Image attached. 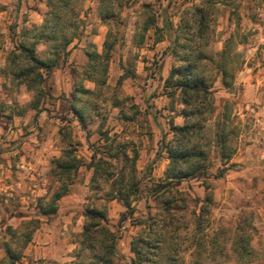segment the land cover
<instances>
[{
	"label": "rangeland",
	"instance_id": "374dc122",
	"mask_svg": "<svg viewBox=\"0 0 264 264\" xmlns=\"http://www.w3.org/2000/svg\"><path fill=\"white\" fill-rule=\"evenodd\" d=\"M211 3L213 7L200 0H0V259L3 242L10 240L8 228L38 217L41 223L16 264H88L90 254L77 241L83 210L99 197L106 201L107 226L117 236L112 264H126L140 223L148 216L162 218L171 196L166 191L177 190L180 194L171 198L176 207L170 212L171 259L166 264H240L231 250L239 234L250 238L254 257L247 264H264V71L243 76L253 84L259 81L256 92L244 90L239 80L244 66L249 74L264 69V0ZM197 8L209 16L200 36ZM45 26L48 31L57 27L56 42L38 35ZM62 35L70 39L65 46L58 43ZM190 35L196 71L210 91L202 115L191 119L201 126L193 140L205 154V171L168 182L165 145L173 139L172 126L183 124V105L179 89L165 79L183 54L172 41L182 44ZM34 41L35 56L56 66L43 71L41 90L32 93L16 84L6 64L20 43ZM105 41L112 49L101 60L105 74L98 67L94 75L104 81L100 85L86 78L85 52L103 54ZM222 68L230 74L227 87ZM79 85L92 93L77 95ZM72 106L83 110L84 121H78ZM221 128L229 135L228 157L218 144ZM67 148L80 165L56 212L43 218L38 200L58 186L50 174L52 161ZM133 149L138 190L128 207L109 199L104 182L91 190L92 170L86 164L92 158L120 151L131 157ZM111 162L115 170L123 164Z\"/></svg>",
	"mask_w": 264,
	"mask_h": 264
},
{
	"label": "trees",
	"instance_id": "16d2710c",
	"mask_svg": "<svg viewBox=\"0 0 264 264\" xmlns=\"http://www.w3.org/2000/svg\"><path fill=\"white\" fill-rule=\"evenodd\" d=\"M192 2L194 0H186ZM201 3L213 7L212 0H200ZM196 18V35L203 34V30L206 24V20L209 17L207 11L202 9H195ZM57 16V15H56ZM60 16H57L59 18ZM151 25V23L149 24ZM171 26L167 25V29ZM147 26L145 27V29ZM53 30L46 28L38 35L45 36L50 41H57L58 36L57 27H52ZM60 45H67L70 39H65L61 36ZM184 42L179 44L176 39L172 41L174 48L179 47L183 54L178 58L177 66H173L169 71L165 83L174 90L179 89V101L183 105L181 110V116L183 117V124L181 126H172L174 136L165 145V151L168 154V165L165 171V179L168 182H180L183 179L191 178L205 171L204 165L201 164L205 160V154L202 149H199L197 142L193 138L197 135L201 129L200 124L195 121H191L195 116H201L204 109V104L209 100L210 91L209 87L205 84L204 78L201 77L194 64L192 56V35L185 36ZM229 40L227 39L226 43ZM103 54H98L94 51L86 50V55L89 60V74H85L87 79H92L97 84L104 82L96 80L98 73L97 68H100L101 74H105L104 64L101 60L107 59L112 49V43L105 41L103 44ZM35 41L31 42L29 46L24 43H20L16 51H13L7 61V67L12 72V79L17 85H24L28 91L32 93L39 88L41 90V84L44 82L43 71L46 73L56 66L55 61L42 60L35 56ZM56 52V51H55ZM175 53V52H174ZM225 68L221 69L222 85L228 86L226 80L230 74ZM74 92L77 95H88L92 92L82 86H77ZM74 96V94H73ZM38 103L33 100L31 107L36 109ZM72 112L78 121H84L85 117L83 110L72 106ZM225 127H223L224 129ZM222 129V128H221ZM223 129L218 134V144L223 156L228 157L225 153L226 147H228L230 140L228 133ZM133 155L128 157L126 152L120 151L112 154L109 152L106 158L101 156L94 160L92 158L86 167L92 170L91 177L89 179V187L91 190L98 189L101 182L108 184L107 195H110L109 199L116 198L125 207L130 204V197L138 190V181L135 177L134 162L137 158V152L132 150ZM94 157V156H93ZM112 160L123 162L122 166L117 170L114 169ZM53 166L50 174L53 179L58 183L56 189L51 195L45 199L38 200L39 214L43 218H48L53 215L57 210V201L67 194L70 185L73 183V173L79 167V160L74 154L72 148L63 149L58 158L54 159ZM171 196H167L163 207V216L159 218L157 216H148L140 224L142 228L139 234L132 238L129 244L130 252L133 256L128 260L126 264H166V260H170V256L167 255L172 242L169 232V226H171L173 216L170 214L175 210L176 199L172 200V196L179 195L177 190H167ZM209 199V196H207ZM95 201L90 202L84 208L82 231L79 233L77 243L82 249L87 250L90 254V262L88 264H112L113 260L117 257L116 252V239L117 236L107 226V213H106V201L96 197ZM175 201V202H174ZM181 201V200H179ZM41 219L38 217H30L27 220L22 221L15 228H8L10 232V240L3 242L2 248L4 251L3 257L0 259V264H16L23 256V250L30 242L33 232L39 227ZM250 238L243 235H238L235 241V245L232 246V252L239 259L240 264H247L254 257L252 248L250 246ZM205 249V248H204ZM198 263V261H196ZM173 264V263H172Z\"/></svg>",
	"mask_w": 264,
	"mask_h": 264
},
{
	"label": "crops",
	"instance_id": "0c3cea01",
	"mask_svg": "<svg viewBox=\"0 0 264 264\" xmlns=\"http://www.w3.org/2000/svg\"><path fill=\"white\" fill-rule=\"evenodd\" d=\"M254 69L255 68H253V70L251 69V73L249 74V72H247V71H249V68L247 66H244V69L239 72V80L241 79V81L242 80L244 81V83L242 84L244 90L245 89H252L255 92L257 90H259V84H260L259 81L257 83L253 84V83H251V81L248 80L249 77L248 78L247 77H245V78L243 77V76H246L247 73H248V76H250L251 74H254L255 72H256V75H257V74H260L261 71H264V69H257L256 71H254ZM26 263H27V261L25 262V264Z\"/></svg>",
	"mask_w": 264,
	"mask_h": 264
}]
</instances>
